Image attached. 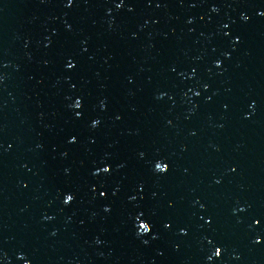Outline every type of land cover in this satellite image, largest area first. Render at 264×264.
Masks as SVG:
<instances>
[{
	"label": "water",
	"instance_id": "obj_1",
	"mask_svg": "<svg viewBox=\"0 0 264 264\" xmlns=\"http://www.w3.org/2000/svg\"><path fill=\"white\" fill-rule=\"evenodd\" d=\"M0 264H264V0H0Z\"/></svg>",
	"mask_w": 264,
	"mask_h": 264
}]
</instances>
